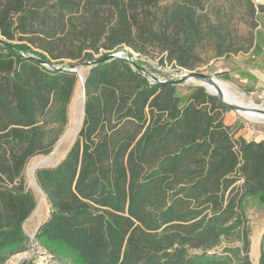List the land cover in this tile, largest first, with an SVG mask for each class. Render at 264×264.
<instances>
[{
  "label": "trees",
  "instance_id": "trees-1",
  "mask_svg": "<svg viewBox=\"0 0 264 264\" xmlns=\"http://www.w3.org/2000/svg\"><path fill=\"white\" fill-rule=\"evenodd\" d=\"M161 1L0 0V264L28 240L25 164L59 138L46 140L40 117L65 124L69 67L84 60L82 127L57 165L36 171L50 209L35 241L65 264H250L243 201L264 200V141L235 136L227 106L202 86L177 95L108 57L156 48L161 63L192 69L204 41L217 55L242 52L203 23V0ZM222 239L239 245L211 251Z\"/></svg>",
  "mask_w": 264,
  "mask_h": 264
},
{
  "label": "rangeland",
  "instance_id": "rangeland-1",
  "mask_svg": "<svg viewBox=\"0 0 264 264\" xmlns=\"http://www.w3.org/2000/svg\"><path fill=\"white\" fill-rule=\"evenodd\" d=\"M171 1L172 0H162L160 2V6H164L167 3L169 4ZM203 7L204 8L200 14L202 15L204 24L207 22L213 24L217 26L222 32L226 33L227 38L232 40V47L242 48V52H247L251 48L256 38L261 15L256 11L252 12L249 2L246 0H203ZM56 35H59V33H56ZM124 51L125 53L123 56L127 58L126 60H134L138 62V64L143 69H145L149 74L153 75L157 79L170 80L176 78L182 72L201 71L209 76L217 78L220 81L227 82L234 92L244 95V102L252 100V102H254L256 105L264 108L263 92H248L242 85H240L236 78L232 80H225L219 73V71L227 68V64L231 63L233 56H237V53L235 55L229 54L227 56L217 55L214 46L209 41H204L195 49L197 61L192 69L175 66L167 59H164V61L161 63L162 53H160L156 48L148 49L146 52H141L133 49L132 47L126 46ZM98 54L99 53H93V57H97ZM64 61L68 62L66 59ZM88 66L90 68L91 63L88 64ZM89 68L84 71L85 76ZM174 85L175 93L177 95H182L188 90L189 87L200 86L198 84H192L189 82H181ZM75 87L76 81L70 100H72ZM70 106L71 101L67 105L66 122L64 125H60L58 122L53 121L47 114H44L40 117V123L44 125L45 136L48 142L56 135L60 136L65 131V129H67ZM222 115L224 124L231 126L235 136L241 135L245 139L264 141V121L248 119L245 116L239 114L237 111H234L228 107H226ZM76 138L77 136L75 137V140ZM69 147L62 149L59 160L64 158ZM47 153H40L30 157L26 162L22 172V179L24 181L25 189L29 190L35 199V207L28 217L23 221L25 231L28 234H33V240L28 238L25 247L22 250L9 255L3 264H13L14 255L20 252H28L30 254L29 257L20 264H65L64 262L53 259L52 256L48 254V252L43 249L34 239L37 227L40 226V224L43 223L49 215L50 205L46 197L45 201L41 203V195L35 186L30 182L29 177L26 174V168L32 158ZM36 206H38L37 212L34 211ZM243 212L247 218V224L249 228V245L247 250L248 259L250 264H257L260 250L261 248H264V200L252 196L245 197L243 201ZM237 245H239V242L236 240L222 239L221 243L211 251L220 250L224 246ZM199 251L200 250L198 249L193 250V252Z\"/></svg>",
  "mask_w": 264,
  "mask_h": 264
},
{
  "label": "bare ground",
  "instance_id": "bare-ground-1",
  "mask_svg": "<svg viewBox=\"0 0 264 264\" xmlns=\"http://www.w3.org/2000/svg\"><path fill=\"white\" fill-rule=\"evenodd\" d=\"M184 74V72L180 73L177 77H180ZM85 79V74L83 72H79L77 74V82L74 90V94L71 100V106L69 108V121L66 129V137L63 144L60 146L59 150L53 155L51 159L48 157L37 156L32 158L26 168V174L31 175L33 179H35L36 169L40 166H48L56 163L59 160V156L61 155L62 149L68 148L75 137L77 136L78 130L81 126L83 119V82ZM186 82L192 84L203 85L210 92H213L220 96L226 103L232 105L236 111L251 120H259L264 121V108L256 105L252 100L248 102H244V95L238 94L234 92V90L230 87L227 82L220 81L215 77H208L206 79L203 78H187ZM249 99V98H248ZM41 195V194H40ZM45 201V196L41 195V203ZM33 236V234H30ZM254 248V246H253ZM28 252H20L14 255L13 264H20L22 261L29 257Z\"/></svg>",
  "mask_w": 264,
  "mask_h": 264
},
{
  "label": "crops",
  "instance_id": "crops-1",
  "mask_svg": "<svg viewBox=\"0 0 264 264\" xmlns=\"http://www.w3.org/2000/svg\"><path fill=\"white\" fill-rule=\"evenodd\" d=\"M260 15V24L251 48L247 52L233 56L227 68L221 70L227 71L230 80L236 78L243 87L251 86L255 90L251 93H264V13ZM253 49L256 53L249 54Z\"/></svg>",
  "mask_w": 264,
  "mask_h": 264
},
{
  "label": "water",
  "instance_id": "water-1",
  "mask_svg": "<svg viewBox=\"0 0 264 264\" xmlns=\"http://www.w3.org/2000/svg\"><path fill=\"white\" fill-rule=\"evenodd\" d=\"M125 53V51L121 50V51H117V52H114V53H111L108 55L109 58H114V57H117V58H125L127 59L125 56H123V54ZM89 62H76V63H72L69 67V70L74 72L76 75L79 73V72H83L85 71L86 69L89 68L88 66ZM131 64L132 66H134L135 69H138L140 70L143 74H145L148 79L150 81H153V82H157V83H166V84H177V83H181V82H186V79L187 78H195V77H198V78H203V79H206L208 77H211L209 75H207L206 73L204 72H201V71H187V72H184V74L180 77H176V78H173V79H170V80H160V79H157L155 78L153 75L149 74L145 69H143L141 66L137 65L134 60H131ZM202 86L203 88H205V91L211 95H215L218 97V99L225 105L227 106L228 108L230 109H233L234 111H236V109L232 106V105H229L228 103H226L220 96H218L217 94L213 93V92H210L206 87H204L203 85H200ZM83 96H84V100H83V105H82V108H83V119H82V123H81V126L78 130V133L82 127V124H83V120H84V103H85V88H84V82H83ZM71 101V100H70ZM69 101V102H70ZM77 133V134H78ZM65 137H66V129L65 131L59 136V138L57 139V141L55 142V144L53 145L52 149L47 153V154H42L41 157H48L49 159H51L53 157V155L58 151L59 147L63 144V142L65 141ZM75 141V139H74ZM74 141L72 142V144L74 143ZM71 144V145H72ZM70 145V147H71ZM69 147V148H70ZM69 150V149H68ZM66 155V154H65ZM65 157V156H64ZM61 160L57 161L56 163L50 165V166H40L38 167L36 170L40 169V168H43V167H52V166H55L57 165ZM29 177V180L30 182L35 186V188L38 190V192L41 194V195H44V192L42 191L41 187L39 186L38 182L36 181V179H33L31 175H28ZM40 203V202H39ZM39 203H38V206H39ZM35 208V212H37V207ZM22 227H23V230L25 232V234L28 236V238L30 240H33V236H31L30 234H28L25 229H24V225L22 224ZM39 227V226H38ZM37 227V228H38Z\"/></svg>",
  "mask_w": 264,
  "mask_h": 264
},
{
  "label": "built area",
  "instance_id": "built-area-1",
  "mask_svg": "<svg viewBox=\"0 0 264 264\" xmlns=\"http://www.w3.org/2000/svg\"><path fill=\"white\" fill-rule=\"evenodd\" d=\"M253 4H258L260 2H264V0H251ZM138 70V69H137ZM140 71V70H139ZM141 72V71H140Z\"/></svg>",
  "mask_w": 264,
  "mask_h": 264
}]
</instances>
